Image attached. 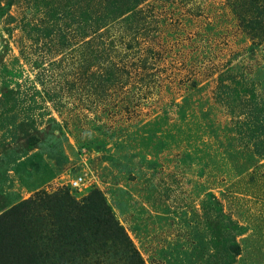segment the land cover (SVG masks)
Here are the masks:
<instances>
[{"label": "rangeland", "instance_id": "rangeland-1", "mask_svg": "<svg viewBox=\"0 0 264 264\" xmlns=\"http://www.w3.org/2000/svg\"><path fill=\"white\" fill-rule=\"evenodd\" d=\"M94 194L141 264H264V0H0V233Z\"/></svg>", "mask_w": 264, "mask_h": 264}, {"label": "trees", "instance_id": "trees-1", "mask_svg": "<svg viewBox=\"0 0 264 264\" xmlns=\"http://www.w3.org/2000/svg\"><path fill=\"white\" fill-rule=\"evenodd\" d=\"M88 203L83 220L62 198L37 195L23 203L25 213L15 226V238L7 229L0 233V264H74L94 256L103 259L115 250L117 240L124 244L128 261L141 264L100 194H94ZM211 211L218 222L225 217L218 203ZM229 224L232 232L240 230L232 221ZM231 248L239 251L236 243Z\"/></svg>", "mask_w": 264, "mask_h": 264}, {"label": "built area", "instance_id": "built-area-1", "mask_svg": "<svg viewBox=\"0 0 264 264\" xmlns=\"http://www.w3.org/2000/svg\"><path fill=\"white\" fill-rule=\"evenodd\" d=\"M70 184L73 189H80L81 187L85 186L86 181L84 177L79 175L76 178H74V180H72Z\"/></svg>", "mask_w": 264, "mask_h": 264}]
</instances>
